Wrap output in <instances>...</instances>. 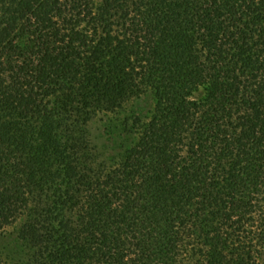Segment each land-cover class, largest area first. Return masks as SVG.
<instances>
[{
    "label": "trees",
    "instance_id": "obj_1",
    "mask_svg": "<svg viewBox=\"0 0 264 264\" xmlns=\"http://www.w3.org/2000/svg\"><path fill=\"white\" fill-rule=\"evenodd\" d=\"M0 264H264V0H0Z\"/></svg>",
    "mask_w": 264,
    "mask_h": 264
},
{
    "label": "rangeland",
    "instance_id": "obj_2",
    "mask_svg": "<svg viewBox=\"0 0 264 264\" xmlns=\"http://www.w3.org/2000/svg\"><path fill=\"white\" fill-rule=\"evenodd\" d=\"M15 228L16 227H8L5 229V233H7V234L13 233V232H15Z\"/></svg>",
    "mask_w": 264,
    "mask_h": 264
}]
</instances>
